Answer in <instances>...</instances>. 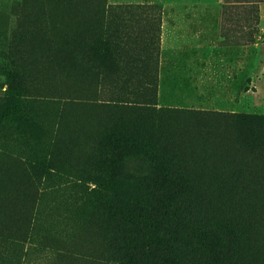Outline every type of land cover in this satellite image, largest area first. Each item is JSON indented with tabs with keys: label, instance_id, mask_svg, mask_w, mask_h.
Segmentation results:
<instances>
[{
	"label": "rangeland",
	"instance_id": "1",
	"mask_svg": "<svg viewBox=\"0 0 264 264\" xmlns=\"http://www.w3.org/2000/svg\"><path fill=\"white\" fill-rule=\"evenodd\" d=\"M135 124L190 168L184 222L231 225L235 263L264 264V0H0V264H97L113 206L157 214L109 137Z\"/></svg>",
	"mask_w": 264,
	"mask_h": 264
},
{
	"label": "trees",
	"instance_id": "2",
	"mask_svg": "<svg viewBox=\"0 0 264 264\" xmlns=\"http://www.w3.org/2000/svg\"><path fill=\"white\" fill-rule=\"evenodd\" d=\"M82 1V0H80ZM138 104L137 101H132ZM150 102L142 105L154 112ZM262 118L237 114L230 117L233 127L246 133L245 137L256 140L252 135L253 126L261 123ZM110 139L114 141V148L124 152L128 157L143 156L144 174L137 176L140 183L146 186H155L157 192L153 193L152 204L156 201L160 206L154 210L149 205L134 202L129 207H112L109 214L110 229L112 233V246L115 249L113 257L100 255L96 258L97 264H236L235 243L237 235L234 229L227 223H217L213 218L197 217L193 214L192 226L186 224L179 212V207L195 210L192 206L199 188L194 179L188 174L190 168L181 164L171 154L172 148L158 142L155 137L138 133L137 125L113 126ZM131 128V129H130ZM134 130V131H133ZM133 132V133H132ZM213 134V133H211ZM209 134V135H211ZM207 135V136H209ZM244 140L245 138L242 137ZM193 147V146H192ZM199 155L209 154L216 151L215 148L200 145L193 147ZM209 149V150H208ZM221 150L219 155H224ZM115 152V150H114ZM228 154V150H226ZM120 157L115 153L113 159ZM217 163L215 159L206 161V164ZM206 164L200 168L206 169ZM252 170L246 177L249 184L255 185L253 179L263 176L264 166L253 164L248 167ZM259 172V173H258ZM191 174V173H190ZM207 178V176H206ZM0 180L3 182L4 179ZM215 180V179H214ZM215 182L219 184L216 180ZM204 188L206 182H202ZM219 187H222L219 184ZM150 202V201H149ZM264 243V226L262 227Z\"/></svg>",
	"mask_w": 264,
	"mask_h": 264
}]
</instances>
